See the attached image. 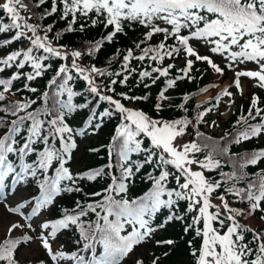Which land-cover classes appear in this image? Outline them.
Here are the masks:
<instances>
[{
    "label": "snow or ice",
    "instance_id": "obj_1",
    "mask_svg": "<svg viewBox=\"0 0 264 264\" xmlns=\"http://www.w3.org/2000/svg\"><path fill=\"white\" fill-rule=\"evenodd\" d=\"M50 17L66 25L54 36L55 21L43 23ZM97 26L106 34L86 41V46L58 43L66 33ZM126 29L142 31L130 46L115 50L108 67L83 63L105 43L126 36ZM0 34H7L0 48L9 49L0 56V74L12 70L0 77V203L20 217L10 221L0 239V264H21L17 253L31 242L45 252L47 259L39 264H125L137 247L168 223L184 221L188 213L191 222L183 231L194 233L187 242L194 264H264V227L241 222L264 225V167L248 171L264 161V148L232 151L233 145L264 136V98L252 93L247 109L240 106L231 129L219 138L199 129L200 124L220 126L205 117L225 97L226 110H231L235 95L244 94L242 78L264 90V0H0ZM13 44L20 46L12 49ZM178 58L181 66L175 63ZM113 62L118 69H111ZM197 62L220 77L225 69L232 71L234 79L208 106L196 105L194 121L187 115L153 116L124 103L148 101L151 93L135 95L132 88L150 89L162 81L153 104L156 113L162 112L178 82L203 79ZM249 63L255 67L247 68ZM50 71L43 87L38 86ZM76 80L84 82L83 90H76ZM21 81L22 88L16 87ZM117 85L127 91H117ZM20 91L35 98L9 99ZM192 95L185 93L176 107L188 112ZM85 110L87 119L74 126V115ZM113 119L114 128L102 145L107 162L76 168L81 143ZM190 126L195 135L185 141ZM100 150L88 148L90 153ZM98 179H107L106 186L85 192L82 182ZM137 179L146 186L141 194L134 191ZM25 187L30 196L14 199ZM72 194L83 198L74 199L70 207L58 205ZM181 202L186 203L184 212ZM165 209L164 220L155 223ZM24 228L32 234L14 235ZM66 232L75 237L71 249L56 244ZM141 257L133 264H145ZM159 259L154 257L151 264Z\"/></svg>",
    "mask_w": 264,
    "mask_h": 264
},
{
    "label": "trees",
    "instance_id": "obj_2",
    "mask_svg": "<svg viewBox=\"0 0 264 264\" xmlns=\"http://www.w3.org/2000/svg\"><path fill=\"white\" fill-rule=\"evenodd\" d=\"M55 21V27L53 29V32L50 33L51 36L55 35V32L62 30L66 25L64 21L59 20L56 17H50L47 20H45L43 23L48 24ZM127 35H118L114 43H105L103 47L99 50L98 53L94 57H86L83 61L85 64H95L97 67H108V60L110 57L113 56L115 50L117 48L124 49L128 46H130L132 40L136 39L142 30L132 31L131 29H126ZM106 34V30L103 29L102 26H97L96 28H89L85 32H74V33H66L59 41L60 44L68 45L69 47H80V46H86L85 42L89 40L99 39L100 36ZM7 34H0V40L4 39ZM160 37H154V42H158ZM195 46L200 49V51L203 53L204 48L198 43L194 42ZM19 44H13L10 47L12 49H15L19 47ZM8 48H0V56H4L8 52ZM218 63H220L219 57H213ZM59 61L56 62L58 64ZM178 66H181L183 64L182 59H177L175 61ZM54 64V67L56 66ZM251 64V63H249ZM247 64V65H249ZM223 66V64H221ZM119 65L116 62H113L111 64V69L115 70L118 69ZM196 67L201 69V73L203 74V79L197 78L196 80H193L191 82L188 81H180L178 82V86L174 89H171L169 91V95L172 96V100L165 103L164 110L160 113H156L155 109L153 107L154 99L156 94L158 93L159 89L163 87L162 81H158L157 85L152 86L150 89H145L143 86L140 88H132V92L135 95H144L151 93L149 96L148 101H136V102H128L124 101V103L130 107L134 108H141L144 111L148 112L150 115L153 116H162L166 119H177L181 118L185 115L188 116L189 119H192L194 121V118L196 116V105H204L208 106L210 98L205 99L203 101H197V97L200 95L207 93L211 90H214L215 88H210L207 92H200L199 89L210 85V84H216L220 85L223 80H225L228 77L229 70L225 69V75L223 77H220L218 74H215L211 69L207 67L206 64L197 62ZM244 67V66H242ZM11 69H8L5 71V73L0 74V77H7V75L11 72ZM201 73H194V75H197L199 77ZM51 71L41 80L38 82V86L43 87V85L46 83V80L48 77L51 76ZM134 81H130V85L133 84ZM16 87L22 88V81L21 82H15ZM76 90H83L85 84L82 80H76L74 81ZM117 91H127V89L121 88L119 85L116 86ZM15 91V88L13 89ZM221 91V90H220ZM219 91V92H220ZM185 93L193 94L192 98L186 105L188 108V112H184L183 110L176 107L177 104L182 102V96ZM248 97L245 99L244 102H241L240 104H234L229 111V116L225 120V122L217 127H209L208 124H200L199 129L200 131L204 132L206 135H211L216 138H219L225 131H229L232 127L233 122L236 119V115L239 114V108L241 105L244 106L245 110L247 109L248 103H249V97L252 93H256L260 95L262 98H264V90L259 89L257 87H252L248 91ZM32 96V98H35V96L31 93H28L26 91H20L17 92L16 95L10 96V100H16V99H23L24 97ZM216 96V95H215ZM225 99V98H224ZM223 99V100H224ZM39 103V102H38ZM214 103V101H212ZM171 105V106H169ZM106 106V105H102ZM35 107V106H34ZM220 113H222L220 107L217 111L210 113L207 117H205L206 120L211 121L215 119L217 122L220 120L221 117ZM87 119L86 110L83 112H80L72 118L74 126H82V122ZM116 123V119H113L111 121H106L104 127L97 133L96 135L92 136V138L88 141V148L90 147H97L100 148V152L98 153H90L88 151V160L86 164L80 169V170H86L90 167H98L102 166L107 162V156H106V150L102 147V145L106 144L110 132L114 128V125ZM188 138L192 139L195 135V129L191 126L188 129ZM264 148V136H261L259 138H254L252 140H249L247 142H244L240 145H233L232 151L233 152H245V151H252L256 149ZM264 167V161H261V163L256 166L255 168L250 167L248 169L249 172L258 171L259 168ZM229 169H225L227 171ZM208 175H216L215 173H209ZM218 178V177H217ZM107 179H98L96 182H88L84 181L82 182V186L84 187L85 192H92V191H99L102 187L106 186ZM26 191V198L30 196L31 190L28 188H24ZM142 190H146V186L143 184V182L140 179H137L134 191L136 194H141ZM77 198H83L82 194H72V195H66L62 201L58 200V205L62 207H70L72 206L73 200ZM233 207H243V205L233 204ZM186 208V203L181 202L180 210L181 212H184ZM167 215V210H162L160 214H158L157 220L155 223H160L164 220L165 216ZM191 215L190 213L186 214V219L184 221H172L167 224V226L159 231H157L152 240L150 241V246L153 250V258L159 257L157 264H194V261L192 260L190 256V249L188 247L187 242L189 240H193L194 233L192 231H189L188 233H184L183 228L187 223L191 222ZM245 219H241V222L243 223ZM261 227H264L262 225ZM23 229L20 231H17L15 236L19 237L20 234H23ZM5 233L0 235V239L4 237ZM61 240L63 241L66 249H71L72 243L71 241L75 239L72 233L66 232L60 235ZM172 239L175 241L173 245H157L155 243L156 240H167ZM26 246H22L17 256L19 260L21 261V264H39V261L41 259H47L45 256V252L41 251V253L36 258L32 259H21L20 254L22 250ZM167 253V255H165ZM142 258V257H141ZM136 258H127L125 264H133V261ZM145 262V264H151V261H147L145 258H142Z\"/></svg>",
    "mask_w": 264,
    "mask_h": 264
},
{
    "label": "rangeland",
    "instance_id": "obj_3",
    "mask_svg": "<svg viewBox=\"0 0 264 264\" xmlns=\"http://www.w3.org/2000/svg\"><path fill=\"white\" fill-rule=\"evenodd\" d=\"M246 67L249 69H252L255 66L253 64H249ZM231 72L232 71L228 72V77L225 80H223L222 83L217 88L200 95L199 97H197L196 100L197 101H203V100L208 99L210 97H215V95L221 90V88L224 84H228V83H231L233 81L232 78L234 77V73L233 72L231 73ZM253 84H254V81H252L248 78H242V87H243V93L244 94L242 97L238 94L235 95L234 98L236 100V103H235L236 105L245 101V99L248 97V94H249L248 91L253 87ZM232 89H233L232 92L236 93L237 90L235 89V87H233ZM227 99L228 98H225L224 100H222V102L219 105L222 113H225L224 115H221V117L219 118L220 119V120H218L219 125H222L229 116V111L226 110V104L224 103V101H226ZM91 138H92V136L87 138L86 143H81L80 153H82V154L79 155L78 159H76V161H75V167L76 168L81 169L86 164V162L88 160V141ZM183 139L185 141L190 140L188 138V135H185ZM25 194H26L25 189L21 188L19 190V192L16 194V197L14 199L19 200L21 197L26 198ZM9 199L13 200L12 197H10ZM213 203H219V201L213 199ZM17 220H20V217H18L16 215H10L9 213H7L5 210L4 204L0 203V235H2L3 233L6 232V227L9 225L10 221H17ZM21 222H23V221H21ZM243 223L248 224L252 227L262 226V225H259L258 221H253V220H244ZM16 232L14 234H16ZM22 233L32 234V233H30V231L27 228H24ZM20 235H22V234H20ZM60 243H63V241L61 240V238L59 236L58 240L56 241V244L58 245ZM150 245H151L150 242H147V243L143 244L142 246L137 247L135 252L130 256V258H133V259L138 258V257H141V254H143L142 258H145L147 261H150L151 259H153V250H152ZM41 251L43 252L44 250L40 247V245L37 242H31L29 245H26V247L22 250V252L20 254V258L21 259L36 258L41 253Z\"/></svg>",
    "mask_w": 264,
    "mask_h": 264
},
{
    "label": "bare ground",
    "instance_id": "obj_4",
    "mask_svg": "<svg viewBox=\"0 0 264 264\" xmlns=\"http://www.w3.org/2000/svg\"><path fill=\"white\" fill-rule=\"evenodd\" d=\"M232 73V72H231ZM202 97V96H201Z\"/></svg>",
    "mask_w": 264,
    "mask_h": 264
}]
</instances>
